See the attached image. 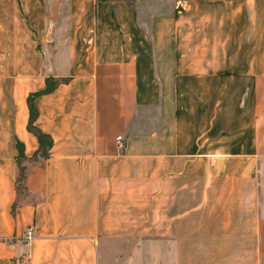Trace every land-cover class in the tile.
I'll return each mask as SVG.
<instances>
[{
  "label": "crops",
  "instance_id": "crops-1",
  "mask_svg": "<svg viewBox=\"0 0 264 264\" xmlns=\"http://www.w3.org/2000/svg\"><path fill=\"white\" fill-rule=\"evenodd\" d=\"M100 249L264 264V0H0V264Z\"/></svg>",
  "mask_w": 264,
  "mask_h": 264
},
{
  "label": "trees",
  "instance_id": "trees-1",
  "mask_svg": "<svg viewBox=\"0 0 264 264\" xmlns=\"http://www.w3.org/2000/svg\"><path fill=\"white\" fill-rule=\"evenodd\" d=\"M64 80L65 79L62 78L47 77L45 79L43 89L37 92L30 93L26 97V104L28 109V120L26 124V129L34 135L38 144L36 151L32 155V160L45 158L52 143L50 136L42 132L34 124L37 112L33 106V99L40 94L51 92L59 83L63 82ZM15 146L17 152L15 156V162L18 168L15 184L16 189L21 190L23 188L24 170L26 168L22 164L25 160V157L23 155L22 145L19 142H16Z\"/></svg>",
  "mask_w": 264,
  "mask_h": 264
},
{
  "label": "rangeland",
  "instance_id": "rangeland-1",
  "mask_svg": "<svg viewBox=\"0 0 264 264\" xmlns=\"http://www.w3.org/2000/svg\"><path fill=\"white\" fill-rule=\"evenodd\" d=\"M46 66H48V65H46ZM105 259H106V253L104 254V252L100 249L99 250V264H105ZM118 259H119V257H116V260H118Z\"/></svg>",
  "mask_w": 264,
  "mask_h": 264
},
{
  "label": "built area",
  "instance_id": "built-area-1",
  "mask_svg": "<svg viewBox=\"0 0 264 264\" xmlns=\"http://www.w3.org/2000/svg\"><path fill=\"white\" fill-rule=\"evenodd\" d=\"M116 139L117 140H120L121 137L120 136H117ZM31 234H32V230L30 228H28L27 231H26V233H25L26 240H29L31 238Z\"/></svg>",
  "mask_w": 264,
  "mask_h": 264
},
{
  "label": "water",
  "instance_id": "water-1",
  "mask_svg": "<svg viewBox=\"0 0 264 264\" xmlns=\"http://www.w3.org/2000/svg\"><path fill=\"white\" fill-rule=\"evenodd\" d=\"M54 15V7H53V9H52V16Z\"/></svg>",
  "mask_w": 264,
  "mask_h": 264
}]
</instances>
